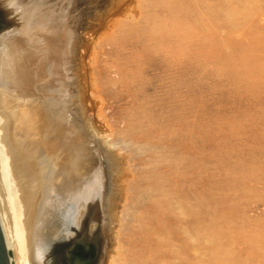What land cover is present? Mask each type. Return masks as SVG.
<instances>
[{"label":"rangeland","instance_id":"374dc122","mask_svg":"<svg viewBox=\"0 0 264 264\" xmlns=\"http://www.w3.org/2000/svg\"><path fill=\"white\" fill-rule=\"evenodd\" d=\"M19 4L23 11L0 23L1 32L8 30L0 44L13 43L18 33L25 38L10 53L15 73L6 82L17 96L66 90L70 116L101 155L103 218L114 240L109 264L149 261L140 238L149 208L154 236L164 239L163 264H264V0L8 6ZM35 4L39 17L55 24L50 34L29 33ZM46 64L56 67L48 73ZM10 116L0 113L6 226L20 216L21 196Z\"/></svg>","mask_w":264,"mask_h":264},{"label":"bare ground","instance_id":"6f19581e","mask_svg":"<svg viewBox=\"0 0 264 264\" xmlns=\"http://www.w3.org/2000/svg\"><path fill=\"white\" fill-rule=\"evenodd\" d=\"M12 1L14 0H0V23L3 25L6 24L5 19H7V17H11L12 15L18 14L19 11H23L22 8L24 6L22 4L10 9V6L8 5ZM36 5L37 4L33 6V10H31L32 12H28L29 15L27 21L28 23L30 21L32 24V26L29 27V33L39 30V32L44 31L43 33L50 34V32L53 31L51 29L53 22L49 24V19H46V16H44L46 20L39 17V7H36ZM43 15L44 14H42V17ZM22 22L19 21L17 25L14 26L15 31L19 30L18 28L21 29ZM24 23H27L26 20ZM53 25L55 24L53 23ZM27 29L24 28L25 31ZM4 30L3 32L0 31V42H4L6 41L5 39L8 38V30ZM11 33L13 34V32H10L9 35ZM15 33L18 32H14V34ZM18 35L19 37L13 43L6 45L5 43L0 44V113L7 111L9 116L11 115L8 131L10 147H13L11 148L10 153L15 164L16 178L21 186V196L19 198L20 216L17 219H14L12 224L9 225L8 223L7 225L9 226H6L0 215V224L5 237L7 249L12 254V264H39L34 246L43 223L58 204L92 180H98L100 182L102 214L101 249L103 250L100 264H106L105 261L107 259V264H109V258L106 259V257L107 255L110 257L109 255L114 240H111L112 237L110 239V230L107 228V220L103 218V214L105 213H103V211L105 207H107L108 197L106 196L105 198L103 196V171L98 167V162L101 161V155L98 154L99 152L97 153L89 143H87L89 136L85 140L87 144L85 143V136L82 138L83 135H85L84 128H81V130L76 123V117L74 118L70 116L72 113L69 108L70 104L65 99L66 90L59 94L55 91L56 93L54 94V90L49 89L45 91L48 92L44 97H39L35 92L33 93V96H28L23 93H19L17 96L16 89L6 82L7 78H10L13 73H15L13 72L15 61L10 53L15 46L21 47V44L24 45L25 42L24 36L22 35L23 37H20V33H18ZM33 36H35V34ZM35 38L37 37L35 36ZM47 42H49V40ZM66 49H68V47ZM65 51L66 50H64V52ZM32 64L35 65L34 67L37 69L38 64ZM52 66L51 64H46L45 68L47 67L46 69L48 70V73L52 70ZM20 74L22 75V73H18V75ZM12 84H15V82ZM12 89L15 91L14 93L16 95L12 92ZM39 90L38 92H40V94L44 93ZM28 97H31V99H28ZM77 122L80 121L78 120ZM38 123H40L39 126ZM36 124L37 126L35 127ZM90 140L92 139L90 138ZM115 197L116 194L113 198ZM162 201L164 203L161 202L163 204L161 207L167 209V199ZM154 211L155 210L152 209L150 210V208L148 209L147 225L144 227V233L140 236L143 244L142 253L143 255H151V258H149V261H147L146 264H163L164 258L161 253H163L164 239L160 236H154L157 228L155 229L149 222L150 219L155 216ZM22 228L24 232L22 231ZM156 253H158V255ZM153 254L158 256L156 260L154 259ZM159 254H161V258H159Z\"/></svg>","mask_w":264,"mask_h":264},{"label":"water","instance_id":"95a60500","mask_svg":"<svg viewBox=\"0 0 264 264\" xmlns=\"http://www.w3.org/2000/svg\"><path fill=\"white\" fill-rule=\"evenodd\" d=\"M101 248L100 182L92 180L49 214L36 238L34 250L39 264H100ZM0 264H12L1 224Z\"/></svg>","mask_w":264,"mask_h":264},{"label":"flooded vegetation","instance_id":"af4514ba","mask_svg":"<svg viewBox=\"0 0 264 264\" xmlns=\"http://www.w3.org/2000/svg\"><path fill=\"white\" fill-rule=\"evenodd\" d=\"M81 255V254H80ZM87 257H89L90 255L89 254H85Z\"/></svg>","mask_w":264,"mask_h":264}]
</instances>
